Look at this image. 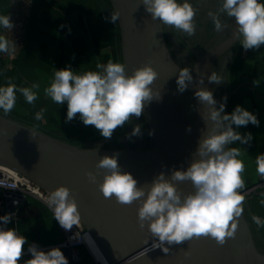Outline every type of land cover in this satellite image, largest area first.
<instances>
[{"label":"clouds","instance_id":"obj_1","mask_svg":"<svg viewBox=\"0 0 264 264\" xmlns=\"http://www.w3.org/2000/svg\"><path fill=\"white\" fill-rule=\"evenodd\" d=\"M147 13L152 19H159L163 25L174 27L176 30L191 36L195 32L194 17L198 9L189 0H141ZM234 18L236 35L244 50L257 49L264 45V2L261 0H220L216 12H209L217 31L223 27L219 15ZM120 13L113 11L110 20L113 24ZM0 27L12 30L14 24L10 15H0ZM15 41L5 35H0V53L14 55L17 49ZM99 71H86L77 74L71 66L57 69L53 74L50 85L44 89L46 96L58 105L67 103L66 122L72 121L79 114V119L85 126H94L100 135L110 139L117 128L130 123L133 117L139 118L146 104L153 99H160V92L150 86L158 73L149 63L135 68L128 74L125 64H98ZM224 77L217 71L208 76L210 83L220 84ZM193 80L191 69L181 68L176 80L177 91L184 93L188 83ZM203 83V78L200 79ZM259 86V80L253 81ZM39 84L31 87L18 88L11 80L7 86H0V109L4 114L10 113L21 93L28 104H33L38 93ZM198 100L208 106L204 121L212 125L199 140L194 153L198 159L192 160L186 170L172 169L170 179L161 172L153 178L151 186L138 187V180L130 172L122 171L118 162L119 153L102 156L96 164L98 170H103V180L99 183V191L106 199L115 197L121 205H131L139 202L137 209L138 223L143 229L145 222L149 232L157 240L152 248H160L164 253L169 252L167 245H179L194 237H211L223 246L229 238H234L238 228V218L242 215L245 195L242 173L245 171L244 162L239 159L242 155L238 147H229L239 141L250 144L252 133L241 135L234 130L247 126L249 123L259 126L257 115L237 105L231 114L225 112V103L216 107L217 101L213 92L200 88L194 93ZM224 101L227 97L223 98ZM44 109L35 114L36 120H43ZM191 131V128L188 129ZM141 134V125L133 127L127 138ZM152 133L150 132L149 135ZM99 146H94L97 149ZM256 171L264 178V153L255 159ZM88 179L95 183L96 175L86 173ZM191 181L194 192L184 194L174 182ZM146 197V198H145ZM14 201V204H17ZM46 203L54 214V219L65 230L73 226L81 227V216L78 205L66 186H59L51 191ZM264 204V201H261ZM16 216L15 212L0 216V264H20L24 255L27 238L18 234L15 228L7 225ZM258 227H264V219L252 217ZM76 238L80 236L76 233ZM28 252L31 259L23 264H69L68 259L59 247L48 251L40 250L38 244H29Z\"/></svg>","mask_w":264,"mask_h":264},{"label":"water","instance_id":"obj_2","mask_svg":"<svg viewBox=\"0 0 264 264\" xmlns=\"http://www.w3.org/2000/svg\"><path fill=\"white\" fill-rule=\"evenodd\" d=\"M109 2L112 11L120 13L117 24L121 60L128 74L145 63L151 64L158 73L150 87L160 92V99L146 104L142 113L152 133L151 144L145 148L108 147L105 144L110 139L103 138L98 130L79 142L0 113V165L18 171L49 192L59 186L68 187L77 202L82 222L92 233L108 264H264V253L256 246L245 211L238 218L235 237L229 238L223 246L211 237H194L179 245L165 244L170 250L164 253L160 248H152L157 238L149 232L147 222L143 229L138 223L139 202L121 205L115 197L106 199L99 191L103 170H98L96 164L104 155L119 153L122 171L130 172L138 180V187L146 190L159 173L164 172L170 179L172 169L186 170L192 160L199 158L194 153L212 122L206 124L204 121L208 106L194 93L200 88L212 91L208 80L211 67L239 40L233 18L222 42L196 54L190 68L193 80L186 82L195 107V121L191 125L179 114L171 97L165 95L164 85L176 81L183 67L168 51L162 22L152 19L141 0ZM201 78L203 83H200ZM96 138L100 140L85 145ZM89 172L96 175L95 183L88 179L86 173ZM258 182L244 185L241 194ZM174 183L182 196L194 192L191 181Z\"/></svg>","mask_w":264,"mask_h":264},{"label":"crops","instance_id":"obj_3","mask_svg":"<svg viewBox=\"0 0 264 264\" xmlns=\"http://www.w3.org/2000/svg\"><path fill=\"white\" fill-rule=\"evenodd\" d=\"M8 9L9 0H0V15H7ZM111 13L104 0H34L23 32L22 50L6 67L0 58V86H7L9 80L18 88L31 87L36 83L40 85L39 89H34L38 98L33 104H28L23 95L17 92L14 109L3 114L34 128H45L57 136L79 142L92 135L95 132L94 126L92 133L88 134V126L79 119V114L72 121L66 122L67 103L56 104L45 95L44 89L50 85L57 69L70 65L79 74L99 71L98 64H107L111 60L119 63L118 51L112 56L109 49L113 24L110 20ZM113 26L115 33L116 23ZM2 28L0 27V35ZM228 31L227 29L221 36L225 38ZM241 48L238 40L221 57L223 67L227 68L229 65L227 78L231 81L228 91L232 110L239 105L256 114L260 122L259 126L249 123L237 128L233 125L234 130L241 135L252 133L250 144L237 141L231 146L241 149L242 155L238 158L244 162L245 170L249 171L248 176L253 177L256 156L264 153V45L247 52H243ZM254 80H259V86H254ZM41 109L45 110L44 118L36 120L35 114ZM261 201L264 198H253L248 202L251 203V214L264 219V204ZM252 231L254 237L264 244V227H258L252 221Z\"/></svg>","mask_w":264,"mask_h":264},{"label":"rangeland","instance_id":"obj_4","mask_svg":"<svg viewBox=\"0 0 264 264\" xmlns=\"http://www.w3.org/2000/svg\"><path fill=\"white\" fill-rule=\"evenodd\" d=\"M104 1L109 5L111 12H113L109 0ZM178 2L183 3V0H178ZM189 2L193 5L194 8L198 9L197 14L194 17L195 32L193 35L188 36L183 32L176 30L174 27L162 24L164 39L168 51L172 58L183 68H191L195 61L196 54L204 53L205 51L222 42L224 40V36L222 37L221 35L224 34L227 29L230 30L233 20V18L227 17L225 14L221 13L219 15V19L223 27L221 28V30L217 31L212 17H210L208 13L210 11H217L220 0H189ZM113 28L114 26L112 24V39L109 49L112 56H115L116 52L118 51L120 55L119 63H122L120 33L117 21L115 26L117 31L115 33L113 31ZM4 30L5 28H2V35H5ZM241 50L243 52H247L246 50H243V48H241ZM0 58L5 67L7 65H10V62H13V60H7L6 56L3 55V53H0ZM222 59L223 57H220L213 64L210 69L209 76L211 75L212 71H217L225 78L224 81L220 84L210 82L209 84L213 92L214 99L217 101V107H219L220 103H225V112H228L230 114L231 111H233V108L228 91L229 87L231 86V81L229 78H227V73L229 74V65L227 68L223 67ZM111 62H113V60H111ZM164 88L166 93L165 95L167 97H171L173 102L176 103L179 114L184 118V120L187 121V123L193 125L195 121V107L189 91L186 90L182 94L179 93L177 91L176 81H169V84H167L166 86L164 85ZM224 97H227L226 101L223 100ZM0 112L2 114L4 113L2 109H0ZM137 124L141 125V134L138 136H133L131 137V139L127 138L126 134L131 133L133 127ZM86 131L88 134H91L92 126L89 125ZM149 133L150 132L147 124L143 116L141 115L139 118L133 117L130 123L124 125L123 127L117 128L113 135L117 136L115 139V143L119 147L127 145L131 148H145L151 144V137ZM87 144L92 145L94 144V142L85 143V145ZM248 172V170H245L242 173L244 185L259 180L258 183L247 188V193L244 192L245 202L243 204V208L246 218L250 226L252 227V217L254 215L251 214L248 201L253 198H264V178H262L256 170L254 171L255 174L253 177H249ZM15 229L17 230L18 234L23 235L27 238L28 243L35 242L36 244H47L56 242L60 239L59 227L50 209L34 198L27 199L22 204L19 210L17 223L15 224ZM255 238L256 236L254 237V239ZM255 243L258 250L264 253V244L257 238L255 239ZM83 251H85L88 261L91 262L92 260L87 251L85 249H83ZM25 260L28 259L21 258L20 264H23Z\"/></svg>","mask_w":264,"mask_h":264},{"label":"built area","instance_id":"obj_5","mask_svg":"<svg viewBox=\"0 0 264 264\" xmlns=\"http://www.w3.org/2000/svg\"><path fill=\"white\" fill-rule=\"evenodd\" d=\"M33 1L34 0H9L8 14L10 15L14 27L11 31L5 29L4 33L7 38L10 40L13 39L18 47L14 55L10 56L3 53L7 60H14L24 46L23 32L29 20ZM244 192L247 193L248 189ZM50 193L51 192L40 187L35 181L29 179L27 176L12 168L0 165V216L12 212L16 213V216L13 217L7 227L15 228L19 210L27 199L34 198L48 207L46 200ZM14 201H17L18 203L14 204ZM50 211L53 214L52 209H50ZM57 225L60 231V239L52 243L38 244L40 250L48 251L53 247H59L68 259L69 264H108L106 258L105 260L99 259L92 253L89 241L94 242L95 240L92 233L84 225L82 220L80 228L73 226L71 230H65L58 222ZM76 233L79 234V239L76 238ZM33 243L35 242H29L24 246V255L22 258L31 259V254L27 249L28 245ZM83 249L87 251L92 260L91 262L88 261L87 255Z\"/></svg>","mask_w":264,"mask_h":264},{"label":"bare ground","instance_id":"obj_6","mask_svg":"<svg viewBox=\"0 0 264 264\" xmlns=\"http://www.w3.org/2000/svg\"><path fill=\"white\" fill-rule=\"evenodd\" d=\"M89 246H90L92 253L97 258L105 260V256H104L103 252L101 251L100 247L98 246V244L96 243V241H94V242L89 241Z\"/></svg>","mask_w":264,"mask_h":264},{"label":"flooded vegetation","instance_id":"obj_7","mask_svg":"<svg viewBox=\"0 0 264 264\" xmlns=\"http://www.w3.org/2000/svg\"><path fill=\"white\" fill-rule=\"evenodd\" d=\"M95 132H96V130H95ZM95 132H93V134L95 133ZM116 137L117 136H112L111 138H110V141H108L105 145L106 146H108V147H119L115 142H116ZM98 140H100V138H96L93 142L94 143H96V142H98ZM124 146H127V145H124Z\"/></svg>","mask_w":264,"mask_h":264}]
</instances>
